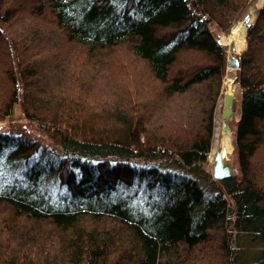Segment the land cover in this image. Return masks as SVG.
<instances>
[{"label": "trees", "instance_id": "1", "mask_svg": "<svg viewBox=\"0 0 264 264\" xmlns=\"http://www.w3.org/2000/svg\"><path fill=\"white\" fill-rule=\"evenodd\" d=\"M251 1L0 0V264H264V5L208 167Z\"/></svg>", "mask_w": 264, "mask_h": 264}, {"label": "rangeland", "instance_id": "2", "mask_svg": "<svg viewBox=\"0 0 264 264\" xmlns=\"http://www.w3.org/2000/svg\"><path fill=\"white\" fill-rule=\"evenodd\" d=\"M264 5V1L260 2V0H252L249 5L247 6V9L245 10L244 15L242 16V18H240L238 21H236L233 26L231 27V30L228 34H221L220 35V40L221 43L223 45L226 46V50H227V54H228V60L229 57L234 56V54H240L242 53L246 47H247V28H248V23H252L254 22V20L256 19V15H257V11L260 7H262ZM241 25L242 27H244V36H245V40H246V46L245 48H240L239 44H238V40L236 41L235 38H230V36L232 35L233 32V28L237 25ZM123 70H121L120 73L117 72V81H120V78H123ZM233 75L234 76V89H233V93L235 94V101H234V106H235V102H238L239 100V84L236 82L235 80V69L231 68L230 66H228L227 63V68H226V74L223 80V89H222V93L220 95V97L218 98L217 104L215 106V110H214V127H213V136H212V143H211V149L208 155V159H209V169L211 171V173L213 174V162H214V157L215 154L218 150H221L223 155H224V160L226 163H229L232 167V173L237 174L239 173V169H238V163L236 161V158L233 154L234 152V121H236V119H238L239 117V109L238 108H234L233 106V114L231 116V118H229V120L227 121V123L230 125L231 130L224 128L223 127V97L224 94L226 92H229V86H228V76ZM122 83V82H121ZM124 84V82H123ZM20 112V107L18 105L15 106L14 108V115L13 116H17ZM8 122L7 121H1L0 122V127H5L6 124ZM227 132H229L230 134V141H231V145L232 148L228 151H225L223 149V140H224V136L225 134H227ZM224 150V151H223ZM213 177V175H212ZM215 179V178H214ZM200 184L203 185V181L199 180L198 181ZM199 248H196V251ZM246 250L251 253V248H246ZM199 251V250H198ZM203 262V261H201ZM215 260L212 262L214 263Z\"/></svg>", "mask_w": 264, "mask_h": 264}, {"label": "water", "instance_id": "3", "mask_svg": "<svg viewBox=\"0 0 264 264\" xmlns=\"http://www.w3.org/2000/svg\"><path fill=\"white\" fill-rule=\"evenodd\" d=\"M238 59L234 56L229 57L228 66L233 69L238 67ZM237 76H235L236 80ZM235 101V94L231 92H226L223 97V127L230 129V125L227 123L229 118H231L233 114V106ZM232 167L229 163H226L224 160V155L221 150H218L214 157L213 162V178L215 179H223L232 176Z\"/></svg>", "mask_w": 264, "mask_h": 264}, {"label": "bare ground", "instance_id": "4", "mask_svg": "<svg viewBox=\"0 0 264 264\" xmlns=\"http://www.w3.org/2000/svg\"><path fill=\"white\" fill-rule=\"evenodd\" d=\"M264 0H260V2H262ZM230 38H235L236 41L238 40V44L239 45H243L244 43V27H242L241 25L237 24L234 28H233V32H232V35L230 36ZM234 76L233 75H230L228 76V86H229V92L233 93V89H234ZM223 149L225 151H229L231 148H232V145H231V141H230V134L229 132H227V134H225L224 136V140H223ZM223 150V151H224Z\"/></svg>", "mask_w": 264, "mask_h": 264}, {"label": "crops", "instance_id": "5", "mask_svg": "<svg viewBox=\"0 0 264 264\" xmlns=\"http://www.w3.org/2000/svg\"><path fill=\"white\" fill-rule=\"evenodd\" d=\"M239 46H240V48H245V46H246L245 36H244V43H243V45H239Z\"/></svg>", "mask_w": 264, "mask_h": 264}]
</instances>
